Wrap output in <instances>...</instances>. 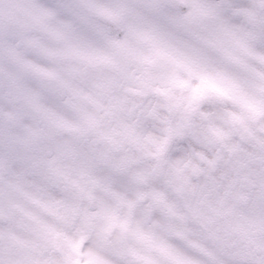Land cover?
<instances>
[{
	"label": "clouds",
	"instance_id": "1",
	"mask_svg": "<svg viewBox=\"0 0 264 264\" xmlns=\"http://www.w3.org/2000/svg\"><path fill=\"white\" fill-rule=\"evenodd\" d=\"M0 264H264V0H0Z\"/></svg>",
	"mask_w": 264,
	"mask_h": 264
}]
</instances>
